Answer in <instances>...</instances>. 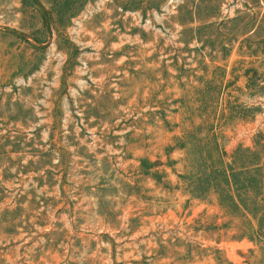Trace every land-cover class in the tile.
Wrapping results in <instances>:
<instances>
[{
    "label": "rangeland",
    "instance_id": "374dc122",
    "mask_svg": "<svg viewBox=\"0 0 264 264\" xmlns=\"http://www.w3.org/2000/svg\"><path fill=\"white\" fill-rule=\"evenodd\" d=\"M0 264H264V0H0Z\"/></svg>",
    "mask_w": 264,
    "mask_h": 264
}]
</instances>
